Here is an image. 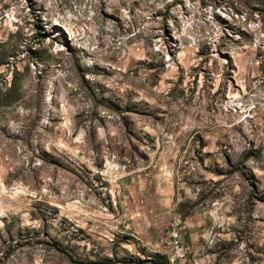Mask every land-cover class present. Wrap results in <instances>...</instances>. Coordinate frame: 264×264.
<instances>
[{"label":"rangeland","instance_id":"obj_1","mask_svg":"<svg viewBox=\"0 0 264 264\" xmlns=\"http://www.w3.org/2000/svg\"><path fill=\"white\" fill-rule=\"evenodd\" d=\"M148 169L180 264H264V0H0V264H174Z\"/></svg>","mask_w":264,"mask_h":264},{"label":"crops","instance_id":"obj_2","mask_svg":"<svg viewBox=\"0 0 264 264\" xmlns=\"http://www.w3.org/2000/svg\"><path fill=\"white\" fill-rule=\"evenodd\" d=\"M148 170L146 174L135 176L128 185H118L114 188L112 190L114 195L113 197L111 196V201L113 205L118 207L121 211H127V204L132 202L130 204L133 208L132 210L130 209L131 213L133 215L136 213L137 216L134 221L130 223L136 225V227L134 226L136 237L140 241L147 243L153 251H156L159 240L166 235L171 216L169 220H166L167 223L165 221L159 222L157 218V209H160L162 214L163 212L166 213L163 208L165 200L163 199L162 182L154 178V170ZM156 176L158 177L157 174ZM158 181L161 183L160 185ZM184 261L185 260L179 261L174 264H180Z\"/></svg>","mask_w":264,"mask_h":264},{"label":"built area","instance_id":"obj_3","mask_svg":"<svg viewBox=\"0 0 264 264\" xmlns=\"http://www.w3.org/2000/svg\"><path fill=\"white\" fill-rule=\"evenodd\" d=\"M180 220L175 219V214L172 215L168 230L164 238L159 240L158 249L164 252H171L174 263L186 260L189 254V247L186 243L182 229H180Z\"/></svg>","mask_w":264,"mask_h":264},{"label":"bare ground","instance_id":"obj_4","mask_svg":"<svg viewBox=\"0 0 264 264\" xmlns=\"http://www.w3.org/2000/svg\"><path fill=\"white\" fill-rule=\"evenodd\" d=\"M174 260V259H173Z\"/></svg>","mask_w":264,"mask_h":264}]
</instances>
